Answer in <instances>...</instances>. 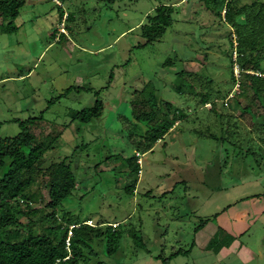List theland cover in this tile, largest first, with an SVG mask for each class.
<instances>
[{
	"label": "rangeland",
	"instance_id": "rangeland-1",
	"mask_svg": "<svg viewBox=\"0 0 264 264\" xmlns=\"http://www.w3.org/2000/svg\"><path fill=\"white\" fill-rule=\"evenodd\" d=\"M192 1L26 0L14 21L17 30L0 31V136H15L20 130L16 120L42 116L44 136L62 132L47 158L74 155L79 191L63 203L61 214L70 212L90 225L122 224L116 253L106 255L95 241L93 264H264V244L253 242L252 229L242 237L233 236L237 233L230 228L234 210L254 207L252 196L261 195L264 205V119L259 125L255 120L252 129L231 99L240 91L236 85L216 107L233 114L240 126L234 133L212 127L219 139L198 136L191 132L198 122L195 126L188 119L175 123L152 151L136 154L137 139L146 127L132 118L130 102L146 83H155L171 114L174 108H194L189 103L194 97L174 90L180 70L202 81L195 74L204 67L214 81L208 89L213 96L216 90L228 95L230 68L239 80L240 70L230 67L228 58L231 31L209 4ZM160 4L174 6L175 23L159 41L144 46L140 26ZM168 59L173 64L163 66ZM96 100L104 105L100 118L89 124L72 121V111L92 107ZM199 115L207 117L206 111ZM200 130L208 134L205 127ZM134 154L141 171L131 195L125 188L134 178L124 160ZM38 218L31 220L37 223ZM35 228L41 232L38 223ZM20 230L26 233L25 227ZM234 238L254 253L259 250L260 259H238L231 251L221 261L218 250ZM176 252L181 253L173 256Z\"/></svg>",
	"mask_w": 264,
	"mask_h": 264
},
{
	"label": "trees",
	"instance_id": "trees-1",
	"mask_svg": "<svg viewBox=\"0 0 264 264\" xmlns=\"http://www.w3.org/2000/svg\"><path fill=\"white\" fill-rule=\"evenodd\" d=\"M98 1L114 4L118 0ZM192 2L209 4L215 16L232 32H229L232 51L228 58L230 67L237 65L239 68V80L230 68L231 87L228 95H224L222 90H216L213 96L208 89L212 90L214 81L208 78L204 67L195 74L202 81L191 78L184 70H180L176 73L174 90L178 95L194 97L188 99L189 103L192 101L190 106L194 108L191 112L187 108H174L171 114L168 110L171 105L158 95L155 83H146L140 91L134 92L130 102L132 118L146 127L145 132L137 139L136 154L152 151L174 128L175 123L181 124L188 119L195 126L198 125L191 129L198 136L219 139L215 131H210L212 127L228 132L229 135L234 133L240 126L233 114L219 112L216 107L219 102L229 99L235 85H238L240 91L232 95L231 99L239 112L248 117L252 129L257 124L255 120L258 121L257 125L263 122L264 1L252 0L249 4H241L240 0ZM25 3L26 0H0L2 33H13L17 30L14 21ZM174 11L173 5L160 4L152 14L146 16V23L140 26V35L145 40L144 46L159 41L167 29L174 25ZM65 15L62 13L61 17ZM69 19L70 14H67L66 20ZM232 35L235 36V42ZM232 52H235L234 59ZM171 64L172 60L168 59L163 66ZM243 102L246 104L243 105ZM207 104L211 105L209 109L206 108ZM103 107V102L96 100L92 107L72 111L71 119L81 124H89L101 117ZM256 108H262V113L257 114ZM200 111H206L207 117L200 116ZM41 121L42 116L30 117L24 121L16 120L19 132L13 137L0 136V264H93L91 259L97 254L94 250L95 241L100 242L106 255L113 256L122 238L120 221L116 225L107 221L90 225L88 219L81 220L70 212L61 214L63 203L79 191L73 171L74 155L59 160L47 158L46 154L56 148L62 132L44 136ZM201 126L205 127L208 134L201 132ZM110 158L113 159V156L107 157ZM137 161L135 154L124 160L128 175L134 178L132 184L125 188L126 193L131 195L141 171ZM44 193L47 194L46 201L43 199ZM38 202L44 204L41 209L32 207V204ZM37 215L40 233L35 228L37 223L31 220V217ZM22 218H27L29 222L23 224ZM23 227L26 228L25 234L20 230ZM130 236L137 239L134 230H130ZM180 253L176 252L173 256Z\"/></svg>",
	"mask_w": 264,
	"mask_h": 264
},
{
	"label": "crops",
	"instance_id": "crops-1",
	"mask_svg": "<svg viewBox=\"0 0 264 264\" xmlns=\"http://www.w3.org/2000/svg\"><path fill=\"white\" fill-rule=\"evenodd\" d=\"M245 21V18H244ZM261 195H255L251 197V201H253L254 207H243V208H237L234 210L232 218L229 217V221L232 220L233 226L230 225V228L235 231L237 234H233V236H242L246 232V230H251V236L252 240H255V244L262 243L264 244V205L259 202V198ZM256 201V202H255ZM240 220V223L238 221ZM246 221V222H245ZM249 221L250 223H247ZM228 223H225V226ZM220 225V224H218ZM225 226H222L221 228L225 231H227V228ZM210 228V227H209ZM208 228V229H209ZM254 229V230H253ZM215 228H211V234L213 235L215 233ZM232 230H230V234L233 233ZM231 251L235 252V255L237 258L245 259L246 257L249 260H254L255 258L260 259L261 253L259 250H257L256 253L249 250V248L246 247V245L243 242L236 243V238H234L233 242L229 245H224L218 250L219 259L225 260L227 256L230 255ZM239 255V256H238ZM244 257V258H243ZM238 258V259H239Z\"/></svg>",
	"mask_w": 264,
	"mask_h": 264
},
{
	"label": "built area",
	"instance_id": "built-area-1",
	"mask_svg": "<svg viewBox=\"0 0 264 264\" xmlns=\"http://www.w3.org/2000/svg\"><path fill=\"white\" fill-rule=\"evenodd\" d=\"M60 32H64L63 30L62 31H60ZM234 45H235V43H234ZM235 76V75H234ZM237 76V75H236ZM235 76V78L237 79V77ZM236 87L238 88V85H236ZM68 242V241H67Z\"/></svg>",
	"mask_w": 264,
	"mask_h": 264
}]
</instances>
